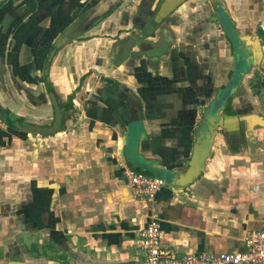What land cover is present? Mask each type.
I'll list each match as a JSON object with an SVG mask.
<instances>
[{
  "label": "crops",
  "instance_id": "1",
  "mask_svg": "<svg viewBox=\"0 0 264 264\" xmlns=\"http://www.w3.org/2000/svg\"><path fill=\"white\" fill-rule=\"evenodd\" d=\"M163 1L0 0V106L25 123L53 121L46 55L79 23L49 66L65 129L42 136L0 119L5 252L38 230L77 261L141 264L135 240L154 215L179 256L242 251L264 225V0H217L241 36L232 41L207 0L155 27L151 14L174 5ZM208 122L211 152L186 186ZM127 166L166 181L155 200L136 196Z\"/></svg>",
  "mask_w": 264,
  "mask_h": 264
},
{
  "label": "built area",
  "instance_id": "2",
  "mask_svg": "<svg viewBox=\"0 0 264 264\" xmlns=\"http://www.w3.org/2000/svg\"><path fill=\"white\" fill-rule=\"evenodd\" d=\"M124 176L136 196L155 200L157 193L166 185L163 178L155 177L131 167H124ZM165 231L161 220L154 215L147 226L141 228L135 240V248L143 253L141 264H264V225L259 230L249 232L246 246L242 251L189 252L178 255L173 248L163 245Z\"/></svg>",
  "mask_w": 264,
  "mask_h": 264
},
{
  "label": "flooded vegetation",
  "instance_id": "3",
  "mask_svg": "<svg viewBox=\"0 0 264 264\" xmlns=\"http://www.w3.org/2000/svg\"><path fill=\"white\" fill-rule=\"evenodd\" d=\"M187 1L188 0L175 1L174 5H172L171 7V11L167 12V16H168V13L169 15L174 13L176 15L174 16L173 19H175V17H179V18L182 17L180 10H182L181 8L183 7V4ZM200 7L203 8L206 11V13H208L207 15H209L211 19H215L220 24L223 30H225L226 36L229 38L230 41L236 40V39L241 40L240 34H238L233 24H231L232 22L230 21L231 22L230 25L227 22V19H229V14L227 13V9L223 1L207 0L206 2H202V5ZM99 19L100 18H98L96 22ZM165 20L166 18H164L155 27L161 26ZM78 24L79 23L76 22L73 25L69 26L67 29H65L64 32L60 34V36H58L55 42L51 44V47L48 50V53L45 59L46 62H45L44 76H43V81L45 82V86L47 87V92H49L52 89L54 90L53 85L51 81L50 82L48 81V75L46 74L47 65L49 63V66H50V63L53 57L55 56V54L57 53V51L63 48L65 45H67L74 38L73 37L74 35L75 36L77 35L75 31L77 30V27L79 26ZM68 29H71V31L65 36L64 42L61 44L60 47L55 48L54 46L57 40ZM261 34H263L264 36V32H262ZM49 66H48V74H49ZM0 119L3 120L6 123V125H8L10 128L14 130L17 129L15 126V122L19 121L21 123H25L24 118L19 117L18 119V116H15L14 114H12L8 108L4 109L1 106H0ZM20 132H23V131H20ZM23 133H27V132H23ZM26 231L18 230V232L20 233L26 232ZM36 232H39V231L38 230L31 231L32 234L30 233L26 236L24 235L22 236L21 234H18L16 236V239L11 243L8 252H5L3 249L0 248V260H3L2 262H0V264H7L9 261L23 262L27 264H33V263L35 264H92L94 262H98V261H92V260L88 262L85 260H79V261L74 260L67 253L65 248L61 246L60 242H57L54 238L52 237L49 238L48 236L47 238H43V239L40 236L39 237L32 236ZM105 263H111V262H105Z\"/></svg>",
  "mask_w": 264,
  "mask_h": 264
},
{
  "label": "water",
  "instance_id": "4",
  "mask_svg": "<svg viewBox=\"0 0 264 264\" xmlns=\"http://www.w3.org/2000/svg\"><path fill=\"white\" fill-rule=\"evenodd\" d=\"M165 1V0H164ZM161 2V3H164ZM170 1H177V0H170ZM178 1H185V0H178ZM162 6V5H161ZM171 11V7L164 8V11L162 13H155L151 14V23L159 24L164 18L167 16V12ZM169 15V13H168ZM154 18V21L152 20ZM103 17H101L98 21L102 20ZM71 31V29H68L61 37L57 40L55 43V48L60 47L61 44L64 42L65 36ZM48 66L46 68V74L48 75ZM48 81L50 82L49 75H48ZM49 95L51 98V104L54 107V117L51 124H37V123H21L19 121L15 122V126L18 130L27 132V133H34V134H40L42 136L47 135H54L57 132L65 129V119L68 118V110L65 107H62L59 100L56 97L55 91L52 89L49 91ZM71 110V109H70ZM258 121L262 125H264V119L257 118ZM213 126L208 122L202 130H200L199 137L197 139V143L195 145L194 154L192 156V159L190 161L189 169L187 170L185 178L182 180L186 186L191 184L193 181H195L202 173L206 160L211 152V147L213 145V132H215V129H213ZM166 182V181H165ZM167 184V183H166ZM140 261V259H139ZM7 264H27L23 262H15V261H9ZM35 264V263H33ZM92 264H117V263H105V262H94Z\"/></svg>",
  "mask_w": 264,
  "mask_h": 264
},
{
  "label": "rangeland",
  "instance_id": "5",
  "mask_svg": "<svg viewBox=\"0 0 264 264\" xmlns=\"http://www.w3.org/2000/svg\"><path fill=\"white\" fill-rule=\"evenodd\" d=\"M134 251H135V253H136L137 255H138V253H139V256L143 257V253L140 252L137 248H134Z\"/></svg>",
  "mask_w": 264,
  "mask_h": 264
},
{
  "label": "trees",
  "instance_id": "6",
  "mask_svg": "<svg viewBox=\"0 0 264 264\" xmlns=\"http://www.w3.org/2000/svg\"><path fill=\"white\" fill-rule=\"evenodd\" d=\"M51 87V86H50Z\"/></svg>",
  "mask_w": 264,
  "mask_h": 264
}]
</instances>
